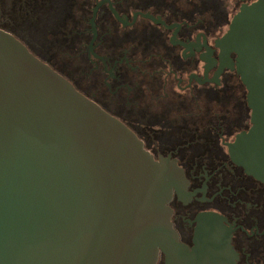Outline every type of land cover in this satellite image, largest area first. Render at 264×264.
<instances>
[{
    "label": "flooded vegetation",
    "instance_id": "obj_1",
    "mask_svg": "<svg viewBox=\"0 0 264 264\" xmlns=\"http://www.w3.org/2000/svg\"><path fill=\"white\" fill-rule=\"evenodd\" d=\"M252 2L0 0L8 33L154 160L175 162L184 183L168 207L178 242L226 244L223 264H264V186L229 154L251 125L247 91L235 55L216 45ZM156 264H166L161 252Z\"/></svg>",
    "mask_w": 264,
    "mask_h": 264
},
{
    "label": "water",
    "instance_id": "obj_2",
    "mask_svg": "<svg viewBox=\"0 0 264 264\" xmlns=\"http://www.w3.org/2000/svg\"><path fill=\"white\" fill-rule=\"evenodd\" d=\"M235 55L250 128L232 160L264 186V0L217 41ZM184 183L121 122L0 29V264H223L178 242L168 204Z\"/></svg>",
    "mask_w": 264,
    "mask_h": 264
},
{
    "label": "rangeland",
    "instance_id": "obj_3",
    "mask_svg": "<svg viewBox=\"0 0 264 264\" xmlns=\"http://www.w3.org/2000/svg\"><path fill=\"white\" fill-rule=\"evenodd\" d=\"M2 12L4 13V9L2 7ZM4 19L2 18V20L0 21V27L1 29L5 30V31H8V30H12V26L8 25V23L4 22L3 21Z\"/></svg>",
    "mask_w": 264,
    "mask_h": 264
}]
</instances>
